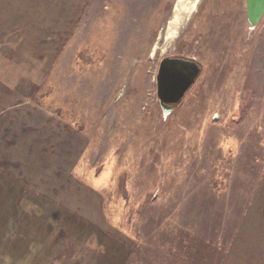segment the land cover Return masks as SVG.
<instances>
[{"label":"rangeland","instance_id":"rangeland-1","mask_svg":"<svg viewBox=\"0 0 264 264\" xmlns=\"http://www.w3.org/2000/svg\"><path fill=\"white\" fill-rule=\"evenodd\" d=\"M193 1L0 0V264H264V13Z\"/></svg>","mask_w":264,"mask_h":264},{"label":"water","instance_id":"water-1","mask_svg":"<svg viewBox=\"0 0 264 264\" xmlns=\"http://www.w3.org/2000/svg\"><path fill=\"white\" fill-rule=\"evenodd\" d=\"M247 19L251 25L264 13V0H245ZM200 65L184 57H164L156 73L157 97L164 108L177 103L193 84Z\"/></svg>","mask_w":264,"mask_h":264},{"label":"bare ground","instance_id":"bare-ground-1","mask_svg":"<svg viewBox=\"0 0 264 264\" xmlns=\"http://www.w3.org/2000/svg\"><path fill=\"white\" fill-rule=\"evenodd\" d=\"M195 3H196V0H194L191 4H189L188 8H186V9L190 12L192 9H194ZM179 19H181V15L179 17L178 16H175V20H179Z\"/></svg>","mask_w":264,"mask_h":264}]
</instances>
